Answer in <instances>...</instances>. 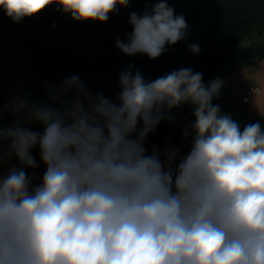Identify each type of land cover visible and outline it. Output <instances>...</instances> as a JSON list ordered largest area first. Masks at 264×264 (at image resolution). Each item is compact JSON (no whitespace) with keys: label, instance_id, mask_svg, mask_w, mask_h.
I'll return each mask as SVG.
<instances>
[{"label":"clouds","instance_id":"obj_1","mask_svg":"<svg viewBox=\"0 0 264 264\" xmlns=\"http://www.w3.org/2000/svg\"><path fill=\"white\" fill-rule=\"evenodd\" d=\"M53 4L74 21L105 23L130 0H0V9L18 23ZM128 22L127 39L115 42L128 56L156 59L188 37L167 0H145ZM133 67L120 73L118 104L93 99L76 74L58 86L76 95L63 110L23 97L4 106L24 119L0 126V148L9 141L21 165L0 174V264H264V129L241 131L220 114L219 77L206 86L181 68L146 81ZM182 104L195 118L182 136H192L190 151L178 158L153 145L148 154V134L175 121L164 110ZM33 121L42 132L23 126ZM37 146L46 171L33 186L25 169L39 167Z\"/></svg>","mask_w":264,"mask_h":264},{"label":"trees","instance_id":"obj_2","mask_svg":"<svg viewBox=\"0 0 264 264\" xmlns=\"http://www.w3.org/2000/svg\"><path fill=\"white\" fill-rule=\"evenodd\" d=\"M155 2V0H152ZM175 14H183L188 28L187 39L166 47L156 59L145 54L128 56L116 47V38L126 40L132 31L129 15L145 11V0H130L127 8L109 15L105 23L78 22L70 14L57 10L53 4L46 10L20 22H13L0 9V126L10 127L20 113L4 108L10 99L23 97L36 103L45 92V83L57 86L78 74L93 98L102 94L119 103L120 73L133 65L146 81L155 80L181 68L203 74V83L216 78L226 62L235 61V48L243 42L264 34V0H167ZM199 45L193 54L189 45ZM264 58V48L261 51ZM189 104H182L166 115L175 121L162 120L146 137L144 146L151 154L153 145L161 152L183 139V130L176 133ZM264 129V115L260 118ZM26 127L25 125H23ZM142 125H138V128ZM42 132L41 130H36ZM133 134V138H134ZM39 167L35 186L41 183L46 165L41 161L38 146L31 149ZM187 155L186 150L178 154ZM162 158L163 155H161Z\"/></svg>","mask_w":264,"mask_h":264},{"label":"crops","instance_id":"obj_3","mask_svg":"<svg viewBox=\"0 0 264 264\" xmlns=\"http://www.w3.org/2000/svg\"><path fill=\"white\" fill-rule=\"evenodd\" d=\"M264 48V34L258 35L253 39L242 44L235 54L234 62L224 63L217 76L223 81L220 89V95L213 98L212 103L219 105L221 115L227 114L231 119L238 123L241 131L246 125L260 123V118L264 115V58H261V51ZM250 52L249 54H245ZM234 65H231L233 64ZM250 88H258L257 94L246 97V91ZM53 97H58L53 99ZM93 98V96L91 95ZM76 98L75 93L64 95L57 85L45 83V92L36 102L37 104L48 105L52 108L61 110L68 107ZM94 99V98H93ZM88 102L85 101L87 107ZM24 119V114L20 113L19 120ZM193 107L189 104L185 110L182 123L176 133L183 130L188 124L194 122ZM24 125L33 131L43 129V125L38 122H25ZM192 136L187 139H181L169 148L178 149V154L186 150L190 151ZM9 141H4L0 148V174L7 175L10 168L21 167L18 158L15 155L8 156ZM163 160L164 158L161 157ZM29 176L35 173L33 186L36 182V169H25Z\"/></svg>","mask_w":264,"mask_h":264},{"label":"built area","instance_id":"obj_4","mask_svg":"<svg viewBox=\"0 0 264 264\" xmlns=\"http://www.w3.org/2000/svg\"><path fill=\"white\" fill-rule=\"evenodd\" d=\"M259 92L258 88H250L249 90L246 91V97L253 95V94H257Z\"/></svg>","mask_w":264,"mask_h":264},{"label":"rangeland","instance_id":"obj_5","mask_svg":"<svg viewBox=\"0 0 264 264\" xmlns=\"http://www.w3.org/2000/svg\"><path fill=\"white\" fill-rule=\"evenodd\" d=\"M247 42V41H246ZM246 42H243V43H241L240 45H238L236 48H235V50H234V53L237 55V52H238V48L242 45V44H245ZM250 52H246L245 54H249ZM231 65H234V63L233 64H231ZM220 70V69H219ZM11 126V125H10Z\"/></svg>","mask_w":264,"mask_h":264}]
</instances>
